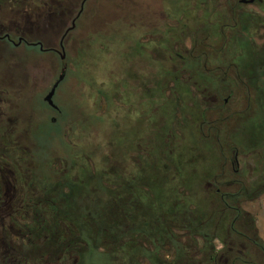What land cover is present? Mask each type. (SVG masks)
Segmentation results:
<instances>
[{
    "label": "flooded vegetation",
    "instance_id": "1",
    "mask_svg": "<svg viewBox=\"0 0 264 264\" xmlns=\"http://www.w3.org/2000/svg\"><path fill=\"white\" fill-rule=\"evenodd\" d=\"M88 1L0 0V66L11 67L20 60L16 53L6 54V46L36 50L30 51L32 62L22 66L19 77L0 68V264H99L101 258H92L95 252L109 254L106 264H264V243L255 219L243 208L247 198L234 195L248 183L245 174L236 175L241 173L236 168L239 150L228 136H219L226 129V108L244 104L249 87L260 81L252 84L236 68L229 73L227 67L207 66L206 50L213 47L214 39L206 31L197 34L199 28L189 25L184 9H173L169 0L154 7L148 17L129 19L131 29L142 28L138 44L153 64L131 68L134 73L128 79L121 73L113 75L110 85L105 77L77 81L72 76L77 68L66 62V48L71 41L83 43L88 38L82 28L93 10L87 9ZM263 1L218 0L212 5L220 18L229 17L231 27L241 28L248 16H258L251 6L264 13ZM76 29L78 36L72 35ZM226 47L227 43L222 46ZM166 51L168 58L163 55ZM71 77L81 98L97 109L111 98L115 131L121 129L120 120L140 124L134 146L124 152L128 164L114 157L109 166L84 164L78 156L67 163L54 152L36 161L39 122L33 105L39 100L50 110L49 129L61 127L63 139L75 146L79 128L60 122L58 100L61 85ZM167 98L172 102V129L185 117L182 104L196 108L209 104L215 113L195 126L213 144L217 141L224 165L229 164L235 174L226 178L222 171L201 183L209 204L223 209L215 217H201L191 204L183 206L182 190H188L178 180L160 182L173 189L169 207L146 202L150 181L145 172L151 159V139L146 134L151 130V114L160 123L157 102ZM242 112L238 109L240 121ZM84 192L92 195L87 201Z\"/></svg>",
    "mask_w": 264,
    "mask_h": 264
},
{
    "label": "rangeland",
    "instance_id": "2",
    "mask_svg": "<svg viewBox=\"0 0 264 264\" xmlns=\"http://www.w3.org/2000/svg\"><path fill=\"white\" fill-rule=\"evenodd\" d=\"M166 1L89 0L87 9L91 8L92 10L93 8V10L82 22V28L85 29L88 38L83 43L71 41L66 48L68 66L77 68L72 76L77 81L82 78H86L88 81L92 76L102 80L105 77L106 82L109 83L113 79V75L115 78L117 74L121 73L123 77L127 78V76H133L134 71L131 68L138 69L142 67L143 63L145 65L153 64L152 58H149L138 44L137 34L142 31V28L136 26L131 29L129 19L132 16H136L135 19L148 17L154 7L165 5ZM169 1L173 9H180V7L184 9V15H187L188 21L190 20L189 25L194 29L195 27L199 28L197 34L201 35L202 31H206V35L208 32L211 36L210 40L214 39L211 49L203 48L208 54L207 66L227 67L230 69L229 73H231V69L236 68L252 84L256 83L257 79L262 84L257 83V88L256 86L255 88L249 87L250 91L246 92L245 103L240 107L236 103L226 108L224 112V115L228 116L226 117V129H223L219 134L221 138L228 136L233 142L232 144L239 150L240 162L236 168L245 174V181L248 183L257 182L259 172L257 170L260 169V164L252 161L248 153L255 154L251 151L250 143L254 137L259 139L264 134V81H261L264 80V57L261 54L264 53V13L257 11L254 6L250 7L258 15V21L253 23V27L250 29L251 41L257 50L255 52L250 45L248 49L245 48V45L243 46L247 39L249 41L250 36L242 34L238 26L231 27L228 16V18L226 15L220 18V13L213 10V5L218 0H210L212 3L205 0ZM205 2L206 4H204ZM72 35H80V29L73 31ZM225 43H227V47L223 49L222 46ZM183 47L186 49L189 44L185 42ZM4 50L8 55L16 53L20 57V60L13 63L11 67L0 66L3 72L9 73L13 77L21 75L20 69L23 65L32 62L31 53L36 51L25 45L19 49H11L6 46ZM163 55L168 58L167 51ZM256 65L259 67H254ZM201 76L203 75L201 74ZM205 77L208 79L207 75ZM229 80L231 83H235L230 78ZM238 83L242 82L238 79ZM154 91L155 89H152V92ZM58 100L62 113L60 122H71L78 126L81 132L77 131L75 135L77 138L74 140L75 146L70 145L63 139L61 127L56 126L54 131L49 129L46 117L50 110L41 100L36 102L33 106L36 112L34 117L39 122L38 137L35 140L37 162L50 157L54 152L59 161L64 160L67 163L75 161V156H78L77 160L84 164L109 166L114 163L113 157L118 158L122 164L123 162L128 164L124 152L135 144L140 132V124L137 121L120 120L121 129L119 132L115 131L111 122V98L106 102L104 108L97 109L92 103L81 98L77 87H74L72 77L61 85ZM171 103L170 98L157 102V112L161 116L159 124L153 120L154 115L151 114V130L146 134L147 140L151 139V159L146 164L148 170L145 172L146 181H150V197L147 195L146 202L150 201L151 205L152 202H157L163 209L169 207L170 198L174 196L173 189L169 184L165 185L160 182L178 180L182 181V185L188 190L187 192L185 189L182 190L184 192L181 195L182 205L191 204L194 211L201 217L210 215H212L210 218L215 217L217 212L223 211V209H215L209 204L211 199L205 192L206 189L201 187V183L203 180H213L214 176L222 171H225L224 173L227 175L232 168L229 164L224 165V156L219 153L217 141H214L215 144H213L211 139L205 138L201 130L195 127L197 122L208 119L207 117L211 118L215 113L212 112L209 104H199L197 108L190 104L187 106L182 104L180 110L182 114H185V117L172 129ZM238 109H244L242 112L244 117L241 121ZM233 110L237 112L232 113ZM141 126H144V123ZM50 131L52 132L49 133ZM227 144L228 142L223 144L225 154L229 152ZM91 196L86 192L82 193V198L86 201ZM243 208L249 211L255 219L257 235L264 243V193L252 201H244ZM225 212H228L227 209ZM92 258H101L103 263L100 260L99 264H106L110 260L108 253L95 252Z\"/></svg>",
    "mask_w": 264,
    "mask_h": 264
},
{
    "label": "trees",
    "instance_id": "3",
    "mask_svg": "<svg viewBox=\"0 0 264 264\" xmlns=\"http://www.w3.org/2000/svg\"><path fill=\"white\" fill-rule=\"evenodd\" d=\"M262 4L264 7V1ZM256 21H258V19L255 18V16L252 14V15L248 16L245 19V21L242 22L243 26L240 28V31L242 34L245 33L246 35L250 36L249 41L247 39L245 41V43L243 44V46L245 45V48L248 49V46L250 45V47L255 52L257 50L255 49L254 45L252 44L250 29L253 27V23H255ZM221 34L222 33H220V35ZM248 42H249V44H247ZM261 54H262V57H264V53H261ZM254 67H259V66L256 65ZM250 147H251V151L255 152V154L252 155L251 153H248L249 157H251L252 161L256 162L257 164H260V169H258V167H257V169H258L257 171H259L258 175H257L258 181L257 182L251 181L250 183L247 184V186H241V187L237 188L235 190L236 192L234 193V195H238L239 197H245V198H247V200L252 201L264 193V134L259 139L254 137L252 139V142L250 143ZM220 174H218V175H220ZM224 175H225V173H224ZM234 175H235L234 171H231V172H229V174L225 175V177L228 176V178H231ZM236 175L239 177L240 175H243V174L238 173ZM263 248H264V245H263Z\"/></svg>",
    "mask_w": 264,
    "mask_h": 264
}]
</instances>
